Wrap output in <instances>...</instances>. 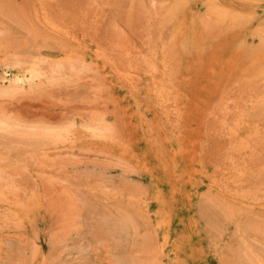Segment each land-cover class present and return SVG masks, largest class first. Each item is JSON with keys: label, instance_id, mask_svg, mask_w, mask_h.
I'll return each mask as SVG.
<instances>
[{"label": "rangeland", "instance_id": "rangeland-1", "mask_svg": "<svg viewBox=\"0 0 264 264\" xmlns=\"http://www.w3.org/2000/svg\"><path fill=\"white\" fill-rule=\"evenodd\" d=\"M0 264H264V0H0Z\"/></svg>", "mask_w": 264, "mask_h": 264}, {"label": "bare ground", "instance_id": "bare-ground-1", "mask_svg": "<svg viewBox=\"0 0 264 264\" xmlns=\"http://www.w3.org/2000/svg\"><path fill=\"white\" fill-rule=\"evenodd\" d=\"M52 1V0H51ZM121 51V50H120ZM136 57H137V55H136ZM114 72H115V70H114ZM5 75V74H4ZM4 80H6V81H8L9 82V86L11 87V88H19V87H22L23 85H26V81H24V79L23 78H21V77H15V78H11V79H9V78H4Z\"/></svg>", "mask_w": 264, "mask_h": 264}]
</instances>
